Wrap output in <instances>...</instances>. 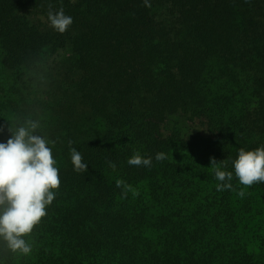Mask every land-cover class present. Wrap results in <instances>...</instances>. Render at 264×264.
Here are the masks:
<instances>
[{"label": "trees", "instance_id": "1", "mask_svg": "<svg viewBox=\"0 0 264 264\" xmlns=\"http://www.w3.org/2000/svg\"><path fill=\"white\" fill-rule=\"evenodd\" d=\"M0 77L4 140L39 118L60 179L0 264H264V182L210 164L264 145V0H0Z\"/></svg>", "mask_w": 264, "mask_h": 264}, {"label": "clouds", "instance_id": "2", "mask_svg": "<svg viewBox=\"0 0 264 264\" xmlns=\"http://www.w3.org/2000/svg\"><path fill=\"white\" fill-rule=\"evenodd\" d=\"M147 5L150 0H144ZM49 26L63 33L72 23V17L63 8L47 13ZM41 120L34 117L16 118L8 127L10 135L0 141V242L11 251L27 254L31 246L25 240L33 227L46 215V206L55 198L60 179L56 161L52 155L51 141L40 131ZM69 144L71 142L69 141ZM70 161L75 171H86L88 165L76 148H70ZM165 158L155 154L156 160ZM151 157L134 155L130 165L149 166ZM214 176L221 184L218 189L231 188L233 172L239 182L251 186L264 182V145L252 150L239 149L231 161L232 172L215 167Z\"/></svg>", "mask_w": 264, "mask_h": 264}, {"label": "rangeland", "instance_id": "3", "mask_svg": "<svg viewBox=\"0 0 264 264\" xmlns=\"http://www.w3.org/2000/svg\"><path fill=\"white\" fill-rule=\"evenodd\" d=\"M4 87H8V82L4 83V81L0 77V92H1V89ZM13 119H14L13 116H12V118H9L7 124H5V125L9 126ZM0 134L2 136V137H0V141H4L5 135H4L3 131L2 132L0 131Z\"/></svg>", "mask_w": 264, "mask_h": 264}]
</instances>
